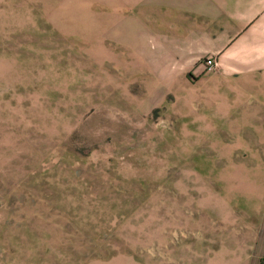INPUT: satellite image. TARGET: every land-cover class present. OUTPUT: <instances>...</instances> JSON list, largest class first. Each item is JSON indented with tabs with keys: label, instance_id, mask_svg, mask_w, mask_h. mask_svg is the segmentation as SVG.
Returning <instances> with one entry per match:
<instances>
[{
	"label": "rangeland",
	"instance_id": "374dc122",
	"mask_svg": "<svg viewBox=\"0 0 264 264\" xmlns=\"http://www.w3.org/2000/svg\"><path fill=\"white\" fill-rule=\"evenodd\" d=\"M115 1L0 0V264H264V164L78 25Z\"/></svg>",
	"mask_w": 264,
	"mask_h": 264
},
{
	"label": "crops",
	"instance_id": "0c3cea01",
	"mask_svg": "<svg viewBox=\"0 0 264 264\" xmlns=\"http://www.w3.org/2000/svg\"><path fill=\"white\" fill-rule=\"evenodd\" d=\"M114 4L106 15L90 7L78 25L93 31L95 43L110 37L144 59L161 53L159 59L177 70L176 93L190 96L192 131L230 134L233 143L222 148L239 150V164H264V0ZM124 5L131 13L122 15ZM211 57L216 65L208 69L205 60Z\"/></svg>",
	"mask_w": 264,
	"mask_h": 264
},
{
	"label": "built area",
	"instance_id": "2783aa9c",
	"mask_svg": "<svg viewBox=\"0 0 264 264\" xmlns=\"http://www.w3.org/2000/svg\"><path fill=\"white\" fill-rule=\"evenodd\" d=\"M205 63H206V65H207V68H208V69H212V68L216 65V61L214 60L213 57H211V58H207V59L205 60Z\"/></svg>",
	"mask_w": 264,
	"mask_h": 264
}]
</instances>
